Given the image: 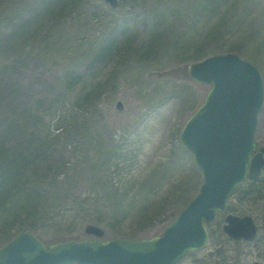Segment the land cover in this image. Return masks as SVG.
Here are the masks:
<instances>
[{"label": "rangeland", "instance_id": "rangeland-1", "mask_svg": "<svg viewBox=\"0 0 264 264\" xmlns=\"http://www.w3.org/2000/svg\"><path fill=\"white\" fill-rule=\"evenodd\" d=\"M228 52L264 81V0H0V150L21 155L17 190L39 196L34 216L0 205V246L21 231L91 240L88 224L102 240L160 235L202 183L180 132L211 84L188 66ZM247 189L178 264H264V189ZM230 212L260 222L253 240L222 231Z\"/></svg>", "mask_w": 264, "mask_h": 264}, {"label": "water", "instance_id": "water-1", "mask_svg": "<svg viewBox=\"0 0 264 264\" xmlns=\"http://www.w3.org/2000/svg\"><path fill=\"white\" fill-rule=\"evenodd\" d=\"M111 4L115 0H106ZM189 75L212 83L203 103L185 122L180 140L203 175L198 192L165 226L149 238L67 239L45 244L22 231L0 246V264H176L188 251L206 244L205 226L242 182L264 166V145L254 133L264 84L258 69L235 53L210 55L189 66ZM223 231L233 239L252 240L257 225L250 215L228 214ZM86 232L102 236L89 224Z\"/></svg>", "mask_w": 264, "mask_h": 264}, {"label": "trees", "instance_id": "trees-1", "mask_svg": "<svg viewBox=\"0 0 264 264\" xmlns=\"http://www.w3.org/2000/svg\"><path fill=\"white\" fill-rule=\"evenodd\" d=\"M154 40L150 42V47L154 44ZM5 155L4 151L0 150V205L8 204L9 211L12 210L13 215L10 217L16 218L22 215L34 216L39 209L37 201L39 196L35 193H28L25 190H17V181L21 178L20 154ZM260 178H255L247 182L248 189L242 194V197L247 194L258 193L263 190L258 183ZM8 211V212H9Z\"/></svg>", "mask_w": 264, "mask_h": 264}]
</instances>
